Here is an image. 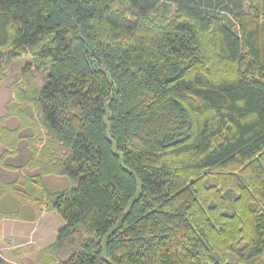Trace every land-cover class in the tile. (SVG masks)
Returning <instances> with one entry per match:
<instances>
[{
	"label": "trees",
	"instance_id": "1",
	"mask_svg": "<svg viewBox=\"0 0 264 264\" xmlns=\"http://www.w3.org/2000/svg\"><path fill=\"white\" fill-rule=\"evenodd\" d=\"M16 60L0 222H65L30 264H264V0H0Z\"/></svg>",
	"mask_w": 264,
	"mask_h": 264
},
{
	"label": "rangeland",
	"instance_id": "2",
	"mask_svg": "<svg viewBox=\"0 0 264 264\" xmlns=\"http://www.w3.org/2000/svg\"><path fill=\"white\" fill-rule=\"evenodd\" d=\"M246 6L247 4H244V7ZM170 10L172 11L173 7H170ZM227 25L235 34H238L235 20L230 19ZM24 62L16 60L5 68L7 78L0 85V116L11 97L9 85L16 80H22ZM37 80L42 82L44 75L37 73ZM47 183L52 190L61 189L66 184L65 180L61 178H49ZM41 216L39 213L32 223L1 219L3 222L0 229V264H20V261L23 264H30L37 251L54 242L57 232L65 226V222L55 211L44 213Z\"/></svg>",
	"mask_w": 264,
	"mask_h": 264
},
{
	"label": "crops",
	"instance_id": "3",
	"mask_svg": "<svg viewBox=\"0 0 264 264\" xmlns=\"http://www.w3.org/2000/svg\"><path fill=\"white\" fill-rule=\"evenodd\" d=\"M1 150H2V149H1V147H0V153H1ZM45 213H49V212H45ZM43 214H44V213H42L41 215L43 216ZM42 216H41V217H42ZM2 222H3V221H2ZM2 222H0V223L2 224ZM25 223H30V222H25ZM31 223H32V222H31ZM1 226H2V225H1ZM38 250H39V249H38Z\"/></svg>",
	"mask_w": 264,
	"mask_h": 264
}]
</instances>
